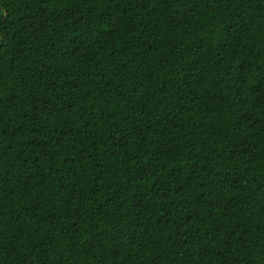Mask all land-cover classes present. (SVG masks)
I'll return each instance as SVG.
<instances>
[{
	"label": "trees",
	"instance_id": "obj_1",
	"mask_svg": "<svg viewBox=\"0 0 264 264\" xmlns=\"http://www.w3.org/2000/svg\"><path fill=\"white\" fill-rule=\"evenodd\" d=\"M0 264H264V0H0Z\"/></svg>",
	"mask_w": 264,
	"mask_h": 264
}]
</instances>
